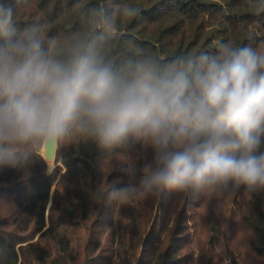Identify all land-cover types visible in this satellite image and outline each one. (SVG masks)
<instances>
[{
  "label": "clouds",
  "instance_id": "1",
  "mask_svg": "<svg viewBox=\"0 0 264 264\" xmlns=\"http://www.w3.org/2000/svg\"><path fill=\"white\" fill-rule=\"evenodd\" d=\"M26 2L0 0V167L83 143L128 177L97 191L105 204L264 192V47L229 39L165 58L125 35L139 0H73L57 32L22 24Z\"/></svg>",
  "mask_w": 264,
  "mask_h": 264
},
{
  "label": "trees",
  "instance_id": "2",
  "mask_svg": "<svg viewBox=\"0 0 264 264\" xmlns=\"http://www.w3.org/2000/svg\"><path fill=\"white\" fill-rule=\"evenodd\" d=\"M139 3L142 14L125 35L161 57L213 51L229 39L264 47V13L251 11L249 0ZM72 4L27 0L20 20L57 32L74 23ZM102 158L94 145L73 143L56 151L53 168L42 153L22 167H0V264H264V192L105 204L97 191L128 177L119 166L109 173Z\"/></svg>",
  "mask_w": 264,
  "mask_h": 264
},
{
  "label": "water",
  "instance_id": "3",
  "mask_svg": "<svg viewBox=\"0 0 264 264\" xmlns=\"http://www.w3.org/2000/svg\"><path fill=\"white\" fill-rule=\"evenodd\" d=\"M56 151L57 150L55 148H53V149L47 150L46 152L44 151V153L42 154L48 165H49L48 162L50 160L55 161Z\"/></svg>",
  "mask_w": 264,
  "mask_h": 264
},
{
  "label": "rangeland",
  "instance_id": "4",
  "mask_svg": "<svg viewBox=\"0 0 264 264\" xmlns=\"http://www.w3.org/2000/svg\"><path fill=\"white\" fill-rule=\"evenodd\" d=\"M41 153L43 154L44 151H42ZM48 163H49V166H50L51 168H53V167L55 166L53 160H50Z\"/></svg>",
  "mask_w": 264,
  "mask_h": 264
}]
</instances>
